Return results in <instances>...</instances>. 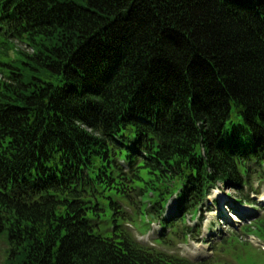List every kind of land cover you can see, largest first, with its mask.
<instances>
[{
  "label": "trees",
  "instance_id": "trees-1",
  "mask_svg": "<svg viewBox=\"0 0 264 264\" xmlns=\"http://www.w3.org/2000/svg\"><path fill=\"white\" fill-rule=\"evenodd\" d=\"M263 165L264 0H0L6 264H201L122 205L174 233Z\"/></svg>",
  "mask_w": 264,
  "mask_h": 264
},
{
  "label": "rangeland",
  "instance_id": "rangeland-1",
  "mask_svg": "<svg viewBox=\"0 0 264 264\" xmlns=\"http://www.w3.org/2000/svg\"><path fill=\"white\" fill-rule=\"evenodd\" d=\"M13 43L17 49L30 52L25 45L17 41ZM251 188L244 189L250 199L246 201L240 198L237 190L218 185L196 217L187 214L183 223L177 221L174 233L168 228L162 229L156 218L144 221L136 205L124 203L125 215L129 216L125 226L141 244L194 263L264 264V171L252 177ZM135 201L138 206V200ZM174 203V199L170 200L166 206L163 214L167 218L175 216ZM187 227L190 228L188 233L184 230ZM158 239L163 241L157 243L155 240ZM10 254L7 237L2 233L0 264H6Z\"/></svg>",
  "mask_w": 264,
  "mask_h": 264
}]
</instances>
